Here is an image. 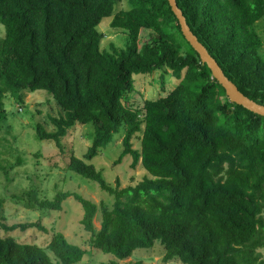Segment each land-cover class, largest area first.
<instances>
[{
    "label": "trees",
    "instance_id": "trees-1",
    "mask_svg": "<svg viewBox=\"0 0 264 264\" xmlns=\"http://www.w3.org/2000/svg\"><path fill=\"white\" fill-rule=\"evenodd\" d=\"M0 0V121L4 99L48 92L62 113L54 130L36 126L39 139L63 138L78 124H92V144L83 158L73 153L67 169L97 182L114 197L100 207L76 192L40 199L35 188L11 198L31 210H61L69 197L83 209L90 245L120 264L138 248L160 241L164 264H264V116L231 102L212 71L186 41L168 0ZM189 27L226 76L246 96L264 105L262 39L252 27L264 18V0H177ZM127 34L124 48L101 49L98 25ZM152 34L140 42L141 32ZM177 32L188 46L183 52ZM165 69L179 80L166 96L146 99L142 109L123 100L134 74ZM122 133L131 166L148 172L135 185L108 183L90 161ZM140 133V135H138ZM139 137L140 149L133 147ZM9 171L0 161V171ZM5 198L0 197V207ZM100 211L101 228L94 218ZM6 232L40 221L1 224ZM50 251L53 258L48 254ZM87 251L62 232L41 247L0 234V264H77Z\"/></svg>",
    "mask_w": 264,
    "mask_h": 264
},
{
    "label": "rangeland",
    "instance_id": "rangeland-1",
    "mask_svg": "<svg viewBox=\"0 0 264 264\" xmlns=\"http://www.w3.org/2000/svg\"><path fill=\"white\" fill-rule=\"evenodd\" d=\"M125 0L118 3L116 10L126 9ZM112 18H105L98 25L103 33L100 43L101 49L111 50L114 45L124 48L127 34L122 29L112 28ZM252 30L262 39L260 52L264 57V18L259 20ZM152 31L143 30L140 42L149 39ZM5 36V28L0 23V40ZM177 42L182 45V51L188 46L177 32ZM134 90L123 100L126 106L142 109L146 99H158L166 96L178 84L179 80L172 77L165 69L156 70L149 74H134ZM24 101L19 102L17 95H7L4 99L7 111L6 119L0 121V161L9 171L8 174L0 171V197L5 202L0 207V234L3 237L11 236L18 242L36 244L45 247L55 232H62L70 242L81 246L87 251L83 260L77 264H109L115 260L112 254L94 248L90 245V234L81 224L83 216L82 206L73 197L63 203L61 210H31L16 202L11 197L20 195L23 191L35 188L40 199H53L59 191L76 192L95 202L112 207L114 197L103 191L99 184L67 169V160L71 153L83 158L87 148L92 144L94 127L92 124L76 125L68 130L63 138V149L56 146L53 140L39 139L36 136V126L41 123L45 130L52 131L49 117H58L62 111L56 105L52 96L44 91L25 92ZM140 135V133L138 134ZM133 147L140 149L139 137L134 138ZM123 150L122 133H117L111 143L103 148L90 162L102 171L105 180L115 185L120 181L121 187L135 185L148 172L138 164L131 166L132 157L126 155L119 164L115 161ZM102 216L100 211L94 218L97 230L101 228ZM40 221L46 227L42 231L36 227L26 230L16 229L6 232L1 224L27 223ZM264 256V249L259 250ZM165 248L160 241H156L151 248H138L132 256L120 260V264H164ZM48 254L53 258L50 251ZM182 264L179 259L171 261Z\"/></svg>",
    "mask_w": 264,
    "mask_h": 264
},
{
    "label": "water",
    "instance_id": "water-1",
    "mask_svg": "<svg viewBox=\"0 0 264 264\" xmlns=\"http://www.w3.org/2000/svg\"><path fill=\"white\" fill-rule=\"evenodd\" d=\"M168 2L172 8L173 13L179 21L182 34L184 35L186 41L199 54L202 63L206 64L212 71L213 77L225 89L228 99L231 102L241 105L256 114L264 116V105L257 103L239 90L237 85L226 76L219 63L209 53L208 49L198 39L197 35L194 34L187 23V19L182 9L178 6L177 0H168Z\"/></svg>",
    "mask_w": 264,
    "mask_h": 264
}]
</instances>
